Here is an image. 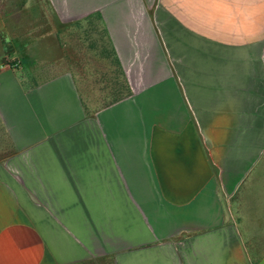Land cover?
I'll use <instances>...</instances> for the list:
<instances>
[{"label":"crops","instance_id":"crops-1","mask_svg":"<svg viewBox=\"0 0 264 264\" xmlns=\"http://www.w3.org/2000/svg\"><path fill=\"white\" fill-rule=\"evenodd\" d=\"M0 264H264V0H0Z\"/></svg>","mask_w":264,"mask_h":264},{"label":"rangeland","instance_id":"rangeland-1","mask_svg":"<svg viewBox=\"0 0 264 264\" xmlns=\"http://www.w3.org/2000/svg\"><path fill=\"white\" fill-rule=\"evenodd\" d=\"M90 22H95V20H93V19H90ZM91 33V32H90ZM77 34L79 35L80 34V36H81V33L77 30ZM79 36V37H80ZM83 38H84V36H83ZM88 38H90V36H88Z\"/></svg>","mask_w":264,"mask_h":264},{"label":"trees","instance_id":"trees-1","mask_svg":"<svg viewBox=\"0 0 264 264\" xmlns=\"http://www.w3.org/2000/svg\"><path fill=\"white\" fill-rule=\"evenodd\" d=\"M13 65V64H12Z\"/></svg>","mask_w":264,"mask_h":264}]
</instances>
